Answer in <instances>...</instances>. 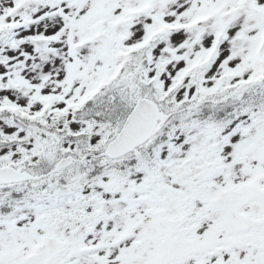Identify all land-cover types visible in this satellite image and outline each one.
<instances>
[{
	"label": "snow or ice",
	"instance_id": "snow-or-ice-1",
	"mask_svg": "<svg viewBox=\"0 0 264 264\" xmlns=\"http://www.w3.org/2000/svg\"><path fill=\"white\" fill-rule=\"evenodd\" d=\"M0 264H264V0H0Z\"/></svg>",
	"mask_w": 264,
	"mask_h": 264
}]
</instances>
